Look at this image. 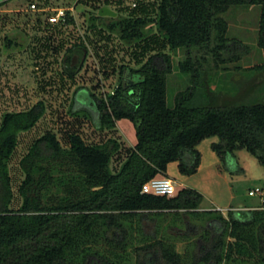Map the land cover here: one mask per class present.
Returning <instances> with one entry per match:
<instances>
[{"label":"trees","instance_id":"trees-1","mask_svg":"<svg viewBox=\"0 0 264 264\" xmlns=\"http://www.w3.org/2000/svg\"><path fill=\"white\" fill-rule=\"evenodd\" d=\"M252 6L261 7L259 46L264 52V0H159L154 17L117 15L111 26L121 27L125 42L149 40L144 29L154 24L170 52L159 50L141 67L129 68L132 83L121 78L107 97L87 93L90 101L83 110L100 129H114L124 118L136 125L137 142L116 170L112 161L121 148L116 139L90 144L69 133L64 147L47 130L20 160L22 204L12 207L10 159L18 135L35 125L46 106L39 101L3 115L0 264H264V209L230 210L225 216L202 209L205 196L193 188L180 187L171 197L143 192L147 181L166 176L170 162H178L183 174L197 173V146L210 136L221 139L214 149L222 158L246 149L264 167V95L250 99L251 88L246 95L223 96L212 90L210 75L202 69L209 54L217 67L227 62L237 44L227 36L230 13ZM73 23L67 11L57 25ZM181 50L186 59L176 64L172 52ZM195 50L208 54L195 60ZM173 74L181 87L171 105ZM203 221L205 228L198 224Z\"/></svg>","mask_w":264,"mask_h":264},{"label":"rangeland","instance_id":"rangeland-1","mask_svg":"<svg viewBox=\"0 0 264 264\" xmlns=\"http://www.w3.org/2000/svg\"><path fill=\"white\" fill-rule=\"evenodd\" d=\"M158 2L159 0L0 2V124L7 112L28 110L39 101H43L46 106L45 114L35 125L18 135V146L10 159L14 193L12 207L18 208L22 204L18 188L24 172L20 160L33 141L47 130L55 132L64 147L69 145V133L80 134L90 144L116 139L121 148L114 155L113 169H118L126 159L137 142L135 123L124 118L117 122L114 129H100L97 121L87 117L84 111L87 110L86 99L90 101L87 93L92 91L98 97L111 95L121 84V78L125 79L126 85L129 84V68H139L150 55L159 50L170 52V48L165 45L154 24H148L144 29L150 35L149 40L142 41L140 45H130L121 38V27L111 26L118 22L117 17L100 16V9L108 6L122 17H154ZM32 4H36V7L33 8ZM99 6L102 7L98 8ZM60 8L70 11L75 23L52 24L49 17ZM260 16V6L238 8L230 13L227 36L231 43L237 42L236 46H232L227 62L220 67L215 65L210 54V61L202 64V69L210 75V87L214 92H222L227 97L242 96L253 88L250 99L263 98L264 52L259 46ZM204 54L207 55L208 51L195 50V60ZM172 55L176 64L186 59L182 50L175 54L172 52ZM75 57L77 59L72 65ZM124 65L127 68L121 73ZM68 72L76 73L70 75ZM179 83V78L173 74L168 92L171 105L174 91L181 87ZM220 143L221 139L215 135L198 144L201 164L197 173L183 174L176 161L169 163L166 173L179 183L183 179L185 187L196 189L207 198L215 197L214 203L221 209L260 204L262 199L259 195L249 194L250 190L264 188V167L259 159L246 149L237 150L222 158L214 149V145ZM177 187L180 188L179 185ZM201 208H211L209 200H204ZM240 210L245 209L233 211ZM220 211L225 216L229 212ZM152 224L147 222L148 229H152ZM198 224L205 228L207 222Z\"/></svg>","mask_w":264,"mask_h":264},{"label":"built area","instance_id":"built-area-1","mask_svg":"<svg viewBox=\"0 0 264 264\" xmlns=\"http://www.w3.org/2000/svg\"><path fill=\"white\" fill-rule=\"evenodd\" d=\"M32 7L35 8L36 4H32ZM67 10L60 8L55 11V13L49 17V21L53 24H57L65 20L67 16ZM177 182L168 177V176H159L150 179L143 185L144 193H152L155 195L161 196H174L177 193ZM249 194L251 196L259 195L261 197V204L257 209H264V188L250 190Z\"/></svg>","mask_w":264,"mask_h":264},{"label":"crops","instance_id":"crops-1","mask_svg":"<svg viewBox=\"0 0 264 264\" xmlns=\"http://www.w3.org/2000/svg\"><path fill=\"white\" fill-rule=\"evenodd\" d=\"M108 7V6H107ZM53 24V23H52ZM202 159H203V157H202ZM178 163V162H177ZM202 164H203V160H202ZM199 169H200V167H199ZM166 176H168V177H170L167 173H166ZM170 178H172V177H170ZM172 179H174L175 181H176V179L175 178H172ZM182 180L183 179H180V183L179 182H177V184L180 186V187H185L183 184H184V182H182ZM203 194V193H202ZM204 195V194H203ZM205 196V195H204ZM209 198H211V199H209ZM209 198H207V196H205V201L207 202L208 200H209V204H210V207L211 208H214V209H219V210H222V211H227V210H235V209H245V210H255V209H257L259 206H260V204H261V202H260V204H258V205H256V206H245V205H240V206H231V207H229V209H221V208H219L218 206H216L215 205V203H214V201H215V197H213V196H210ZM211 208H206V209H211ZM205 209V208H204Z\"/></svg>","mask_w":264,"mask_h":264},{"label":"water","instance_id":"water-1","mask_svg":"<svg viewBox=\"0 0 264 264\" xmlns=\"http://www.w3.org/2000/svg\"><path fill=\"white\" fill-rule=\"evenodd\" d=\"M117 15L118 13L116 11L110 9L107 6H104L100 9V16L117 17ZM76 59L77 57L72 60V65H74ZM130 83H132V80H130Z\"/></svg>","mask_w":264,"mask_h":264}]
</instances>
